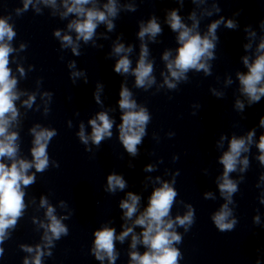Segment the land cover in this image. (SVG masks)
I'll return each mask as SVG.
<instances>
[{"label":"clouds","instance_id":"1","mask_svg":"<svg viewBox=\"0 0 264 264\" xmlns=\"http://www.w3.org/2000/svg\"><path fill=\"white\" fill-rule=\"evenodd\" d=\"M39 2V0H37ZM181 7L183 0H178ZM205 0H192L194 4H203ZM45 4H52L55 6L56 0H43ZM93 3V0H64L63 6L66 9L62 16L66 17L69 14H74L77 19L72 20L68 24L69 30H74L76 33V40H83L85 43L92 40L97 26L100 23H105L109 31L113 30L114 24L112 19L118 15V6L116 0H108L103 5V10L95 6L86 8L85 5ZM33 4V0H23V8L16 9V14L19 16L27 11L29 6ZM128 11H135V6L132 4L125 5ZM213 8L218 12L220 9L213 5ZM39 11V9H37ZM179 9L172 8L167 11L166 23L170 26L173 32H177V41L179 47L176 49V55L172 58V52L165 51L162 59L166 62L167 72H162L163 84L170 90H175L181 81H188L187 73L190 70L196 72L203 71L205 75H211V65L208 61L215 59V41L218 39L216 30L218 26L224 21L221 17L219 20L213 21L206 34L201 35L196 29L199 26L196 12L193 11L189 15V19L193 22L189 27L182 22L181 15L178 14ZM205 15L211 16L212 12L205 10ZM225 26L229 29H234L237 24L229 19ZM261 27L264 28V21H261ZM247 31V29H246ZM162 28L153 16L147 24L141 23L138 37L141 41L147 36L153 41L157 35L161 34ZM16 33L13 26L9 24L8 18H0V244L4 242L6 237V230L13 227L17 223V219L22 216L25 209L24 196L22 185L27 187L35 182V174L29 175L28 171L35 168L36 172H44L49 166V157L47 154L48 144L51 139L57 135V132L47 128H40L39 125L31 129L35 139L31 149L32 160L16 159L18 146L15 141L18 139L16 132H9L10 124L16 120L19 115L14 101L19 98L15 91L17 80L12 77L9 65V54L13 52V48L5 41H11ZM54 35L60 38L63 47L71 46L73 54L79 55L78 44L73 40L71 35L61 36L59 30L55 31ZM250 36L255 37V32H250ZM25 46L21 45L23 49ZM245 49H249L251 44H245ZM114 53H130L132 47L125 48L122 43H117L113 49ZM259 53L255 59L249 63L247 56L243 57V64L247 67V73H237L241 87V92L248 98L249 105L258 103L261 97L264 96V38L261 39L257 47ZM149 55L148 47L145 43H141L140 56L133 69L131 61L127 55H121L120 59L114 65V72L117 74H129L131 72L135 77V87L147 90L156 83L153 73V63L147 60ZM74 67V64L70 65ZM21 75L24 74L22 68L19 69ZM81 73L75 72L73 76H79ZM231 83V80L228 81ZM214 91V90H213ZM217 96L220 93H215ZM45 95H50L45 93ZM119 108L123 110L121 121L119 125V140L124 149L132 156L137 155V145L142 143V138L147 134L146 126L150 122V114L145 107H139L137 102L132 99V93L125 86H121L119 92ZM35 97L29 96L24 101V104L31 106ZM96 100L99 103V96L96 95ZM236 107L243 111L244 104L237 100ZM138 109V110H137ZM260 126L264 127V116L260 118ZM91 125V135L85 134L84 125H80L78 132L79 140L88 145L89 140L96 146L107 137L111 138L114 121L109 118L106 112H100L96 118L89 121ZM40 128L38 131L37 129ZM255 130L250 131L247 137L237 138L233 136L230 140L228 150L220 157L219 162L223 165V175L219 178L218 187L221 196L225 198L228 203L232 202V195L238 190L237 184L229 178V174L237 170V164H243L244 171L248 166V159L240 160L242 152H247L248 144L252 142ZM226 137L222 136L223 141ZM257 147L260 151L258 157L260 163L264 165V135L259 137ZM90 150V149H88ZM11 160L10 164L3 162L4 158ZM59 166L58 164L56 165ZM146 170L151 171L152 166L148 165ZM264 179V177H261ZM126 187L125 180L116 174H110L107 177L106 191L115 192L117 188L123 190ZM178 195L177 191L168 183H163L153 191L148 202L146 210L134 221L135 225L143 228L141 233L142 240L136 235H132L133 249L136 248L138 242L146 246L147 251L142 255L136 251L130 253L131 264H178L182 254L179 249L173 247L174 243L181 242L182 237L175 232L174 226H191L194 223V210L189 206L188 212L183 216H177L175 220L166 219L169 217L170 210L173 206L174 200ZM211 195V194H208ZM140 197L129 192L128 198L121 201L120 208L125 209V217L131 219L137 211V205ZM228 203L221 206L220 210L212 216L215 227L221 231H230L235 227L237 221L235 219L229 220L232 215ZM264 203V199L261 200ZM40 204L46 207V217L49 220L47 225H41L46 228L43 239L46 241L45 247H51L54 240H59L61 235H67L68 229L64 224L54 215L55 209L48 204L46 198L41 197ZM254 222L259 223V216L254 217ZM187 231V227H186ZM50 233V234H49ZM133 233V228L125 227L119 236L116 235L115 229L111 227H104L95 231L94 247L92 253L99 261H104L105 258L109 264H115L117 253L115 251L114 241H124ZM27 252H33L32 247L21 245ZM4 249L0 247V256H2ZM36 255L33 257L31 264H41V257L45 254L40 245L35 248ZM51 255L49 251L47 253ZM23 264H29L27 258L24 259ZM256 264H260L257 260Z\"/></svg>","mask_w":264,"mask_h":264}]
</instances>
